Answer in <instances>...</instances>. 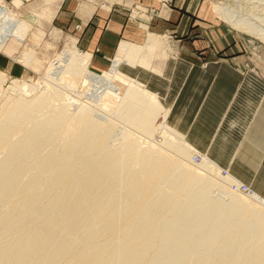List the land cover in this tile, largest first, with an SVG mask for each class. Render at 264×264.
Instances as JSON below:
<instances>
[{
	"label": "bare ground",
	"instance_id": "6f19581e",
	"mask_svg": "<svg viewBox=\"0 0 264 264\" xmlns=\"http://www.w3.org/2000/svg\"><path fill=\"white\" fill-rule=\"evenodd\" d=\"M247 1L249 19L218 11L264 40V0ZM3 18L0 47L24 39L28 24L0 7ZM79 53L65 51L49 77L76 88L68 76L84 73L83 84L102 88L96 105L70 102L57 81L31 99L1 102L0 89V264H264V198L233 189L241 181L218 177L206 155L194 165L192 144L167 125L158 146L153 120L167 112L157 95L115 64L86 70ZM115 79L133 87L122 94Z\"/></svg>",
	"mask_w": 264,
	"mask_h": 264
},
{
	"label": "crops",
	"instance_id": "0c3cea01",
	"mask_svg": "<svg viewBox=\"0 0 264 264\" xmlns=\"http://www.w3.org/2000/svg\"><path fill=\"white\" fill-rule=\"evenodd\" d=\"M207 2L173 0L170 6L154 4L158 9L155 19L159 21L153 37L147 26L128 21L125 12L116 6L102 16L98 11L77 13L74 24L82 28V45L87 50L102 51L106 57L117 50L124 75L155 93L169 124L196 150L224 168L246 164L239 158L264 157V111L254 97L264 86V76L253 67L245 74L243 62L227 60V56H211L206 63L202 60V54L211 53L206 38L210 31L205 29L202 15ZM70 13L66 8L61 11V22L66 26L69 15L73 16ZM190 32L191 41L180 40ZM94 60L99 64L104 61L95 54ZM230 173L245 182L239 173Z\"/></svg>",
	"mask_w": 264,
	"mask_h": 264
},
{
	"label": "rangeland",
	"instance_id": "374dc122",
	"mask_svg": "<svg viewBox=\"0 0 264 264\" xmlns=\"http://www.w3.org/2000/svg\"><path fill=\"white\" fill-rule=\"evenodd\" d=\"M207 1V5L205 7V10L202 12V15H204L206 19L205 29H209L210 31V34L208 33V37L206 38L209 41V51L211 53L209 54L208 52L207 55L202 54V60H204L206 63L207 61L205 59L207 58L208 60L211 56H213V59H215L216 57L223 58V56H227V60L238 59L243 62L245 74L251 73V71L249 70L250 67H253L257 68V70H259L264 76V40L257 35L244 33L243 31L237 30L231 24V22L223 17L222 14L218 11L220 8L227 6L228 8H232V10L235 11L236 15L238 12L246 13L245 15L241 13H239L240 15H238L244 17V19L245 17L246 19H249L247 13H250V11L245 8L248 1ZM172 2L173 0H0V7L5 15L9 13V15L14 17L15 19L23 20L28 24V26H26L23 31L25 33L24 39L11 37L8 40L7 44H5V46L0 47V89L3 90L2 98L4 97L1 102H4L7 96V99H10V97L17 98L18 96L25 95L26 97L31 99L42 91H46L44 89L46 87L45 85L50 84L52 81L55 82L54 84H56L58 81L55 77L57 76L54 75L53 78H50L49 72L52 70V73L53 69H56L57 67H59V65L62 64L61 61L65 56V51L73 53L80 52L79 54H81L82 56L87 55L89 63L86 70L88 71H92L101 75L105 71L113 68L115 64L118 68V71L123 73V70L121 68L122 63H120L121 60L119 59L120 57L117 50L115 53H113L112 56L109 55V57H106L104 52L96 51V53H93L92 51L87 50V48L82 45L80 33V29L82 28L79 24H74L77 13L80 15H87L89 13L91 14L92 11H94V14H96L98 11V13L102 16V14H104V11L112 12L113 8L116 6L118 7V9H121L125 12L128 21H139L147 26L149 35L153 37V35L151 34L154 33L155 28H158L157 25L159 21L155 19L158 15V9L154 4H158L160 6H170ZM254 3L255 1L253 0V3L251 4ZM63 8L64 10L65 8L69 9V11L71 12L70 14L73 15H69L70 21L68 26L61 22V11L63 10ZM259 18H257V20H255L256 18L253 19L256 21L255 23L257 25L260 24V21L262 19ZM1 19L0 28L5 25V18H3V20ZM258 19L260 20L259 22H257ZM202 20L204 21L203 18ZM208 24H210L209 27H207ZM163 34L164 33H160V35ZM192 39L193 32H190L187 37H184V39L180 40L191 41ZM94 54L97 55L101 61H104L101 64L96 63L94 60ZM58 63L60 64L58 65ZM64 75L66 74L64 73ZM68 77L70 78V80L77 83V85L75 86L76 88H69L67 85H64V87L63 84H65V82L63 83L59 79L58 80L62 84L60 82L57 83L59 84L60 89L63 86L61 91L65 95H67L66 98H72V101L67 99L68 101H77L79 102H76L78 105H80L81 102L82 104H84L83 101H86L88 105H94L95 103L97 104V101L94 99H98V97L96 95L94 96V94H96L95 92L98 91L97 95H99L100 91L97 89H102L100 88L99 84L93 86L88 82L90 84L89 87L88 83H86L87 85L83 84L84 73L82 74V76L80 74L69 75ZM21 82H27L28 84H30L29 89H32V85L35 86L33 87V89L35 88V90L32 89V92H34H30V94L26 95V93L23 92H20L19 94V91L21 90H18V92L17 90L13 91L12 89H17V87L21 85ZM114 83H116L121 88L120 90L122 94H125V91L127 92L129 85L132 84L133 87V83L129 84V81L121 82L120 79H115ZM96 86L97 89L95 88ZM92 88L93 90H91ZM260 88V94L254 95V97L259 99L261 104L260 109L264 111V86L262 85V87ZM75 89L77 92L75 91ZM43 95L47 94L44 93ZM88 95L90 96V98L88 97ZM49 99L51 100V97H49ZM108 99L110 101L109 104L112 106H109V110L107 112H109L111 108L114 110L115 106L117 107V104H119V100H116L114 97L113 99ZM91 102L95 103L92 104ZM102 114H105V111L102 112L101 115ZM109 114L111 115L112 112H109ZM111 117L112 116H110V119ZM155 118L157 120H153V127L157 128L152 137L158 146H163L165 145L164 141L166 137H164V134L162 133L163 129L162 127L160 128V125H167V127L173 132H176L177 130L169 124L168 118L163 112L160 113L159 116L155 115ZM111 120L113 122L116 121L117 124L122 123L119 122L121 120L116 118L115 116H113ZM122 124H120L119 126H122ZM116 128H118V126ZM128 129H131V127H129ZM132 129L131 131L136 130ZM178 132H176V134L182 137ZM193 149L194 150L191 152L189 159L194 165H198L204 154L202 153V151H196L195 147H193ZM238 153L241 154L242 151H238ZM238 160H243L246 162V164H234L230 167L221 168L213 161V163L215 164L212 167L213 173H215L218 177H225L227 176V174H231L230 171L233 174L239 173L241 177L245 178V182H241L239 186L235 185L233 189L237 187L240 191L237 188L235 190L241 192L240 194L247 193L246 195H251L252 193V195H254V193H258L261 194V196L264 198V157L259 158L251 156L248 158H239Z\"/></svg>",
	"mask_w": 264,
	"mask_h": 264
}]
</instances>
